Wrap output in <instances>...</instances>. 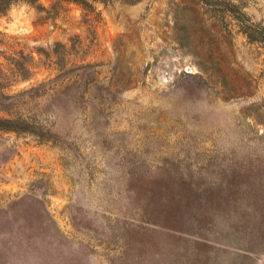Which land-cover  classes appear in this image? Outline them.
<instances>
[{"label":"rangeland","instance_id":"rangeland-1","mask_svg":"<svg viewBox=\"0 0 264 264\" xmlns=\"http://www.w3.org/2000/svg\"><path fill=\"white\" fill-rule=\"evenodd\" d=\"M0 264H264V0H12Z\"/></svg>","mask_w":264,"mask_h":264},{"label":"trees","instance_id":"trees-1","mask_svg":"<svg viewBox=\"0 0 264 264\" xmlns=\"http://www.w3.org/2000/svg\"><path fill=\"white\" fill-rule=\"evenodd\" d=\"M84 1V0H82ZM12 5V0H5V4L0 9V12H5Z\"/></svg>","mask_w":264,"mask_h":264}]
</instances>
